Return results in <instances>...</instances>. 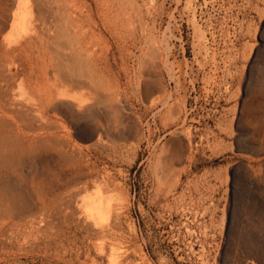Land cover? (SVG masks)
I'll return each instance as SVG.
<instances>
[{
  "label": "rangeland",
  "instance_id": "obj_1",
  "mask_svg": "<svg viewBox=\"0 0 264 264\" xmlns=\"http://www.w3.org/2000/svg\"><path fill=\"white\" fill-rule=\"evenodd\" d=\"M0 264H264V0H0Z\"/></svg>",
  "mask_w": 264,
  "mask_h": 264
},
{
  "label": "bare ground",
  "instance_id": "obj_2",
  "mask_svg": "<svg viewBox=\"0 0 264 264\" xmlns=\"http://www.w3.org/2000/svg\"><path fill=\"white\" fill-rule=\"evenodd\" d=\"M76 38V37H75ZM61 69V68H60ZM51 71V70H50ZM65 71V70H64ZM180 155V154H179ZM94 204V203H93ZM89 205V204H88ZM87 205V206H88ZM89 206H91V204L89 205ZM95 206V205H94ZM93 208V207H92ZM100 210H101V206H98L97 205V207H96V209L95 210H93L92 211V216L93 217H95V218H97V219H99L100 218V215H99V212H100ZM102 211H103V209H102ZM102 213V212H101Z\"/></svg>",
  "mask_w": 264,
  "mask_h": 264
}]
</instances>
